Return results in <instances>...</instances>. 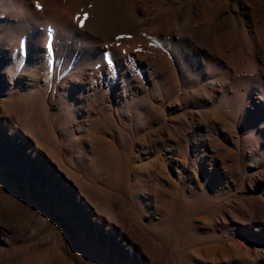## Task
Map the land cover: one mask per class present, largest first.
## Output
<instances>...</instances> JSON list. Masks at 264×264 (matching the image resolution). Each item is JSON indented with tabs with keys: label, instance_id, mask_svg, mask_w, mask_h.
<instances>
[{
	"label": "rangeland",
	"instance_id": "obj_1",
	"mask_svg": "<svg viewBox=\"0 0 264 264\" xmlns=\"http://www.w3.org/2000/svg\"><path fill=\"white\" fill-rule=\"evenodd\" d=\"M0 264H264V0H0Z\"/></svg>",
	"mask_w": 264,
	"mask_h": 264
},
{
	"label": "snow or ice",
	"instance_id": "obj_2",
	"mask_svg": "<svg viewBox=\"0 0 264 264\" xmlns=\"http://www.w3.org/2000/svg\"><path fill=\"white\" fill-rule=\"evenodd\" d=\"M36 7H37V9H39V8H40V5L37 4ZM86 19H87V14H85V20H86ZM79 26H80L81 28H83V27H84V22L81 21ZM129 38H130V37H129ZM116 39H117V40H120V39H122V37H119V36H118ZM21 47L23 48V44L21 45ZM48 49H49V51H51V43H49V45H48ZM137 50H139V49H137ZM108 63L111 65V64H112V60L109 59V60H108Z\"/></svg>",
	"mask_w": 264,
	"mask_h": 264
}]
</instances>
